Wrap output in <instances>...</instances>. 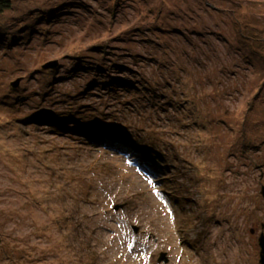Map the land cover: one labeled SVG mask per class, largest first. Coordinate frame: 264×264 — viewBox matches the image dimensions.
I'll return each instance as SVG.
<instances>
[{
  "label": "rangeland",
  "instance_id": "obj_1",
  "mask_svg": "<svg viewBox=\"0 0 264 264\" xmlns=\"http://www.w3.org/2000/svg\"><path fill=\"white\" fill-rule=\"evenodd\" d=\"M36 1L0 11L5 264H263L264 0ZM92 122L157 141L154 175Z\"/></svg>",
  "mask_w": 264,
  "mask_h": 264
},
{
  "label": "trees",
  "instance_id": "obj_2",
  "mask_svg": "<svg viewBox=\"0 0 264 264\" xmlns=\"http://www.w3.org/2000/svg\"><path fill=\"white\" fill-rule=\"evenodd\" d=\"M24 1L25 0H0V11H1V13H3V11H5L6 9L11 10V7H13L14 4L16 6L19 3L24 2ZM28 1L37 2L36 0H28ZM49 1H51V0H46L45 2H49ZM23 6H26L25 2H24ZM111 6L114 8V6L112 4H111ZM26 10L27 9H25V11ZM113 10H115L117 12L116 8H114ZM116 12L112 11V14L116 16ZM234 12L238 13V11H234ZM14 14H20V13L16 12ZM31 17H34V15H31ZM2 28H4V27H3L2 23L0 22V30ZM248 32H249V30H247V36H245V37H250L248 35ZM1 34L2 35H0V39H1V36H3L2 31H1ZM9 37L10 36H7V38H9ZM102 38H103V36L97 37L94 40L93 44L84 42L85 46H83L82 48L78 47L77 44H75L73 56L76 55V57L78 59H82V58H84V56L80 53L86 52V53L91 54V51H93V50H94V52L98 51L100 53H103L106 51L105 48H103L104 46H108V51L113 52V49H115V47H117V46L116 45L113 46V45H110L109 43H105ZM262 39L264 41V37ZM263 47H264V43H263ZM259 54L261 55V53H259ZM262 54L264 56V53H262ZM80 55H82L83 57H81ZM118 55H120V54H118ZM118 55H116V56H118ZM153 59H154L153 60L154 62H158V60H156L155 58H153ZM0 69H4V68H0ZM96 81L97 80H95V82ZM13 83H14V81L11 82V88H9L8 92H5L2 95H0V104H7V103L12 104V103L16 102L14 93L18 92V89L13 86ZM126 83L127 82L125 80H122L120 78H114L113 80L108 82L107 85L108 86H110V85L116 86L117 85L120 87H124V85ZM101 84H103V83H101ZM49 115L50 116L46 115L43 117L44 121H46L47 124H49L54 129L59 128V129L68 130L69 128H71L72 123L68 121L69 118L71 117V115H68V114H62V115H57V114L51 115V114H49ZM40 117H42V115ZM71 119L74 120V118H71ZM80 128H81V130L79 132L86 135L92 144H94L96 146L110 147L111 149L125 153L130 158L136 159L141 167L145 166V167H143V169H146L149 172H153V169H155L156 163L151 160L150 156L148 155L147 150L145 149V146L148 145L149 147H151L152 150H149V153H151V156H156V153H154V151H158L156 149L158 147L156 145L158 143L157 141L150 139V138H146V137H140V136H134V138L127 139L126 138L127 136L125 134H119L116 131H112V130L108 129L107 127H105L104 124H100L98 122H92V123L87 124L85 126L81 125ZM72 129L74 131L78 132L77 129H74V128H72ZM156 139H162V138L156 137ZM149 165H153L154 167L153 168L149 167ZM149 172H147V173H149ZM149 174H151V173H149ZM183 188H185V187H183ZM177 196L178 197L181 196L180 197L181 200H187L185 195H177ZM192 200H193V198L190 197V201H189L190 204L192 203ZM253 232H255V230ZM0 235H3L2 242L0 244V249L2 251V254L0 253V263L5 264V263H8V261H6V258L3 255V252H4V249H3L4 242L3 241L7 238L5 230H2L0 228ZM11 251H13L12 248H11ZM37 252L42 254L43 249H38ZM14 254H15V256L19 257V261H17L16 264H23L21 261L22 257L20 255H18L16 252H14Z\"/></svg>",
  "mask_w": 264,
  "mask_h": 264
},
{
  "label": "bare ground",
  "instance_id": "obj_3",
  "mask_svg": "<svg viewBox=\"0 0 264 264\" xmlns=\"http://www.w3.org/2000/svg\"><path fill=\"white\" fill-rule=\"evenodd\" d=\"M57 16V15H56ZM57 18V17H56ZM54 22V21H53ZM43 23V22H42ZM137 110V109H136ZM161 149H162V147H160ZM145 149L147 150V152H148V155L150 156V158H151V160L153 161V162H155V163H157V164H159V161L161 160V158L163 157V153L162 152H160L161 150L159 149V147H157L156 149L158 150V152H157V154H156V156H151V153H149V150H152L151 149V147H149L148 145H146L145 146ZM163 149H164V147H163ZM156 152V151H155ZM133 162V161H132ZM135 163V162H134ZM154 163V164H155ZM136 166H138L139 168H140V170L143 172V171H146V172H149V171H147L146 169H143V167H145V166H143V167H140V164L138 163ZM149 167H154L153 165H149ZM149 173H151V174H153L154 175V173L153 172H149ZM164 188H166V185L164 186ZM164 195L166 196V195H168V196H166L168 199H169V195H171V194H168V192H164ZM172 196V198H173V203L174 204H176V205H180L181 204V199H180V197L181 196H174V195H171ZM186 198H187V200L188 201H190V197H188V196H186ZM190 203V202H189Z\"/></svg>",
  "mask_w": 264,
  "mask_h": 264
},
{
  "label": "water",
  "instance_id": "obj_4",
  "mask_svg": "<svg viewBox=\"0 0 264 264\" xmlns=\"http://www.w3.org/2000/svg\"><path fill=\"white\" fill-rule=\"evenodd\" d=\"M58 60H53V61H50V62H47V64H45L43 67L44 68H49V67H56L58 65ZM16 82V83H15ZM14 83H13V86L16 87L19 82H20V79L16 80ZM263 188V193H264V186L262 187ZM264 195V194H263ZM118 208V207H116ZM260 241V245L262 247V263L264 264V234L262 236V238L259 240ZM165 255L166 254H163L160 258V262L164 259L166 260L165 258Z\"/></svg>",
  "mask_w": 264,
  "mask_h": 264
}]
</instances>
